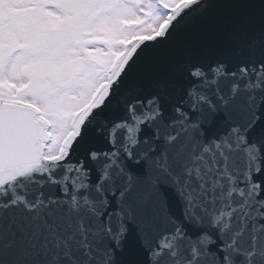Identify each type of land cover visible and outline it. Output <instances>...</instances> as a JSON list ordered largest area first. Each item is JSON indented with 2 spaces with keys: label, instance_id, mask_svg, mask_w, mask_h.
<instances>
[{
  "label": "snow or ice",
  "instance_id": "snow-or-ice-1",
  "mask_svg": "<svg viewBox=\"0 0 264 264\" xmlns=\"http://www.w3.org/2000/svg\"><path fill=\"white\" fill-rule=\"evenodd\" d=\"M0 264H264V0H0Z\"/></svg>",
  "mask_w": 264,
  "mask_h": 264
}]
</instances>
